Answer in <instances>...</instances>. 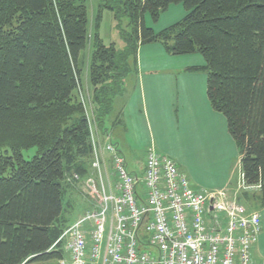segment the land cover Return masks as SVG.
Listing matches in <instances>:
<instances>
[{"label": "trees", "instance_id": "1", "mask_svg": "<svg viewBox=\"0 0 264 264\" xmlns=\"http://www.w3.org/2000/svg\"><path fill=\"white\" fill-rule=\"evenodd\" d=\"M172 4H183L182 20L160 32L146 24L147 13L158 21ZM99 9L89 65L92 122L78 93L90 37L87 0H0V264H61L64 200L79 188L75 174L86 175L78 162L95 157L93 124L109 133L114 100L149 43L202 54L205 64L192 69L207 72L208 98L239 147L242 179L260 185L264 206V0H100ZM105 9L114 13L121 46L101 41ZM33 147L38 153L25 160Z\"/></svg>", "mask_w": 264, "mask_h": 264}, {"label": "built area", "instance_id": "2", "mask_svg": "<svg viewBox=\"0 0 264 264\" xmlns=\"http://www.w3.org/2000/svg\"><path fill=\"white\" fill-rule=\"evenodd\" d=\"M91 135L94 166L102 172L93 129ZM105 150L114 186L89 180L93 206L58 239L61 264H264L252 254L263 229L260 211L224 190L196 189L170 156L150 150L138 174L116 143L108 141Z\"/></svg>", "mask_w": 264, "mask_h": 264}, {"label": "crops", "instance_id": "3", "mask_svg": "<svg viewBox=\"0 0 264 264\" xmlns=\"http://www.w3.org/2000/svg\"><path fill=\"white\" fill-rule=\"evenodd\" d=\"M137 60V70L127 79L126 92L114 100L113 113L108 123L109 133L98 129L95 122L93 124L104 166L102 172L94 167L95 157L83 158L78 162L87 172L81 179L79 188H69L65 196L64 203L67 201L69 216L73 213L70 218L63 217L62 213V218L68 225L78 220L93 206V201L87 193L90 179L98 184L103 180L108 188L114 186L112 155L105 150L108 141L116 143L119 147L121 139L129 152L139 150V156L144 158L141 173L147 153L150 150L161 153L154 141L155 136L171 131L177 132L181 138H186L191 146L194 145L203 154V159L214 161L220 164L221 168L225 167V162L230 163V153L235 155L233 147L239 150L229 133L226 118L213 109L208 98L207 72L192 69L205 64L202 54L175 55L168 51L163 43L154 42L139 47ZM87 83L86 96L92 97L89 77ZM90 107V112L95 118L92 103ZM120 151L129 163L124 150L120 148ZM224 191L230 199L242 197L238 189ZM252 195L260 197V190ZM248 207L249 210H257L262 214V233L252 252L254 259L261 261L264 260V206L257 200L254 208L249 205Z\"/></svg>", "mask_w": 264, "mask_h": 264}, {"label": "rangeland", "instance_id": "4", "mask_svg": "<svg viewBox=\"0 0 264 264\" xmlns=\"http://www.w3.org/2000/svg\"><path fill=\"white\" fill-rule=\"evenodd\" d=\"M87 2L90 14V37L86 49L83 50L80 54L82 79L80 81L78 93L81 100L85 101V103L87 104L88 110H90L89 107L91 106L92 97L86 96L87 94L85 91V87L87 88L88 86L87 79L89 77L88 73L91 60L90 58L94 50L93 34L96 27V18L98 14L101 13V11L99 9L100 0H87ZM185 15L186 10L183 4H172L169 10L162 13L158 21H155L150 13L146 14L145 21L148 26L152 28L154 27V30L161 31L166 27L182 20ZM121 24L123 28L131 30V26L128 24L127 17L122 18ZM99 34L101 41L105 45L115 43L117 46H121L123 44L114 13L108 9H105L103 11V18L100 22ZM89 114L91 115L90 118L93 122V115L91 114V112H89ZM154 141L156 142L158 151L161 152V154L172 157L177 163L180 170L188 176L191 185L193 187H196V189L204 190L206 192H218L219 190L225 189H238L240 194H243L244 191H247L249 194L245 195L246 198L242 196V202L246 203L247 206L249 205L252 208H254V206L256 205L257 196L255 197L252 194L260 190V185L249 186L244 183L241 173L240 152L239 150H237V148L233 147V149L235 150V155H232L230 153V163L225 162V167L221 168L222 166L220 164L215 163L214 161H206V159H203V154L200 153L194 145L191 146V144L187 142L188 140L186 138L184 139L179 137L178 133L175 131H171L169 133H166L165 135H156ZM119 142L121 146L119 147L123 149L125 154L127 155L129 169L132 172L141 174L140 168H142L144 158L139 156L140 151L132 150V152H129L121 139L119 140ZM3 151L4 149L0 150V152ZM37 153L38 148L33 147L24 150L23 156L25 160H31ZM64 216H67L68 218L71 217L69 216L67 201L66 203H64L63 217ZM74 219L75 217L73 216V220Z\"/></svg>", "mask_w": 264, "mask_h": 264}]
</instances>
